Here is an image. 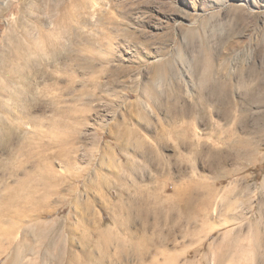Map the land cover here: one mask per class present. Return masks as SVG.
Masks as SVG:
<instances>
[{"label": "rangeland", "instance_id": "obj_1", "mask_svg": "<svg viewBox=\"0 0 264 264\" xmlns=\"http://www.w3.org/2000/svg\"><path fill=\"white\" fill-rule=\"evenodd\" d=\"M87 1L88 8L85 9L74 0H0V57L7 58L14 54L19 57L22 51L21 42L31 47L26 51L24 68L29 83L35 85L34 87L37 84H49L51 89L48 96L58 93L53 85L57 84L56 81H59L61 86L65 84V78L60 77V66L65 59L54 60L33 48L37 43L47 51L42 32L60 27L62 23L61 26L64 27L71 23L79 31H88L92 37L104 36L105 43L99 52V58L102 57V60L97 61V73L100 74L104 90L109 88L108 93L111 92V99H114V104L105 97L90 104L92 110L81 129L84 141L74 143L78 146V154L81 157L77 166H89V173L75 181L62 177V166L66 157L57 154L60 149L58 144L49 148L39 145V153L28 162L26 156L19 157L17 163L23 160L25 167L18 174H6L4 182L0 183V226H8L14 221L16 210L24 214L31 213L33 220L29 223L23 222L24 226L19 232L6 233L0 227V264L8 260L20 242L26 245L21 247L23 256L19 264H42V259L46 257L48 260V252L55 254L57 244H62L68 253L72 248L67 238L68 230L72 226L77 231L81 228L76 234V237H79L82 232L80 223H85L81 216L86 214L92 217V212L96 213L97 210V213L106 217L105 225L111 221V212L105 208L104 200L108 198L113 207L119 199L120 187L116 180L127 177L130 184H133L134 181H140V177L146 176L147 182L149 175H156L155 170L144 167L138 168L132 176L129 174L127 168L122 165L127 160L128 153L119 147L114 137L119 131L115 133L112 125L124 126L123 123H128L139 128L144 136H147V142H154V132L148 131L147 120L127 108L126 102L136 99V96L128 95L129 86H138V83L146 81L153 73L169 68L179 80L182 78L184 89L194 91L195 95L202 85L201 74L196 69V61L199 59L207 62L210 60L209 63L211 62L216 72L226 71L224 74L227 73L230 79L232 78L231 97L235 104L231 107V117L225 118L215 111L212 121H201L197 124L200 134L198 139L194 137V142L198 154L193 156L187 149H183L187 172L182 174L177 167H173L171 175L174 178L165 180L162 176L161 180L156 181L150 188L144 186L145 198L140 199L132 186L131 190L125 191V199L132 205L141 201L143 206L151 209L152 222L164 224L165 230L183 235L189 226L188 211L181 208L179 198L187 195L184 189L179 188L187 189L188 185L186 182L175 183V180L184 181L188 176L194 175L195 216L201 209H205L206 195L201 187L202 180L207 178L206 182H211L212 175L224 171L226 176L224 175L225 178L219 185L225 197L224 212L221 215L214 213L215 217L207 221L209 226H205L206 229L200 231L202 233L194 234L193 249L198 252V264H216L212 257L214 251L226 252L227 264H264V0ZM66 9L72 12L67 20L64 18ZM84 15L88 16L92 23L82 22ZM110 26L114 29H109ZM27 32L30 33V38L27 37ZM113 32L114 39L107 40V35ZM67 43L69 41L66 39V46ZM3 70V66H0L2 81L5 80ZM69 73L79 79L88 76L79 66H75V73H72V70ZM34 95L29 93L31 109L40 113V109L44 108L50 113V98L46 97L49 100L45 99L48 100L46 103L38 105ZM122 95L124 98L121 101L119 97ZM151 101L146 100L145 106L151 114V122L156 125L159 121L156 114L163 117L165 111L162 108V112L154 110L156 108ZM142 110L145 114L144 108ZM163 123L167 125V121ZM156 127H161V124L158 123ZM106 149L112 151L114 160L106 159L102 166V154ZM172 149L169 147L162 150L163 154H173ZM219 157L225 159L223 164H218ZM3 158L4 156H0L2 172L5 168L3 162L6 161H3ZM135 158L140 162L143 160L140 155ZM190 160L194 163L193 170ZM113 170H117L120 177L109 174ZM91 171L101 172L100 176L106 175L110 183L116 184L105 187V191L103 188L84 191L85 178L88 180ZM47 178L57 182L58 189L48 196L46 204H33L30 212V204L27 201L44 193ZM11 185L13 188L9 189L8 186ZM71 187L73 190L70 192ZM230 187L235 188V192L226 194L224 191ZM15 192L20 193L22 198L16 203L6 204V198ZM80 193L85 203L77 206L75 203ZM163 195L170 197V200L164 203L159 199ZM174 198L176 201H173ZM90 204L92 209L94 208L93 211L88 208ZM173 204L175 207L170 210ZM3 210L4 213L1 212ZM227 216L238 218L239 223L231 222L220 226V223L215 221V218L223 220ZM80 218L81 221L78 220ZM39 222L44 225L41 226ZM201 222L199 220L198 226ZM195 225L197 224L194 223ZM212 227L215 229L207 236L206 231ZM15 237L16 240L11 244L12 238ZM216 239L219 242L213 245ZM76 242L79 245V238ZM48 261L50 264L55 262L52 257Z\"/></svg>", "mask_w": 264, "mask_h": 264}, {"label": "bare ground", "instance_id": "obj_2", "mask_svg": "<svg viewBox=\"0 0 264 264\" xmlns=\"http://www.w3.org/2000/svg\"><path fill=\"white\" fill-rule=\"evenodd\" d=\"M74 1L79 2V5L83 8H88L87 0ZM89 11H85V13L87 14ZM71 13L70 9H66L64 18L67 20ZM82 19V22L92 23L90 18L86 15H84ZM61 25H63V23ZM61 25L53 30H45L42 32V38L45 40V43H43L48 47L47 51L39 47L37 43L35 46L33 45V49H37L41 54L43 53L47 56H51L54 60L65 59L60 66L62 72L60 77L65 78V84L61 86L58 83L59 81H56L57 84H53L58 93L48 96L51 89L49 84H37V86L34 87L35 85L33 86L28 82V74L24 69L26 67L25 55L26 51L31 49V47L24 45V42H21L22 51L19 57L15 54L7 58L3 56L0 57L2 61H0V66H3V74H5V80H0V156H4L3 161L4 159L6 160L3 162L5 165V168L3 167L4 171H0V183L4 182L6 174L10 173L12 176L18 174V172L25 167V162H23V160L17 163L19 157L26 156V162H28V160L34 158L39 153V145L49 148L59 144L60 149L57 154L66 157L62 166L64 171L61 173V176L65 177V179L69 178L75 181L86 173H89V166L86 168L77 166L79 161H81V157L78 154L79 148L74 143L84 141L85 137L82 135L81 129L88 113L92 110L90 104L93 101H98L102 97L108 99L111 104L114 102V99H111V92L108 93L109 88L107 91L104 90L103 84L100 81V74L97 73V61H100V59L102 60V57L99 58V52H101L105 40L104 36L92 37L88 31H79V29L74 28L71 23H67L66 27ZM109 29L113 30L114 28L111 27ZM113 34L114 32L109 33L107 35V40H113ZM26 35L30 38L29 32H27ZM66 39L69 41L67 46ZM79 43L81 44L80 46ZM209 61H200V59L196 61V69L201 74L202 85L198 88V92L195 95L194 91L188 88L187 90L184 89V83L181 81L182 78L179 80L174 75L175 72L169 70L168 67L167 70H160L159 72L153 73L150 77H147L146 81L140 84L138 83V86H129L128 90L130 91L127 92L128 95H134L136 99L132 101L128 100L126 102L127 108H131V110L136 111L141 118L144 117V119L147 120V129L150 132H154L152 136L155 138V141L147 142V136H144L139 128L132 127L128 123H123L124 126L113 124L112 128L114 132L116 133V131H119V133L114 136L117 139L119 147H121L122 150L125 149L128 153V156L126 155L127 160L123 162L122 165L127 168L131 176L141 167L145 169L149 168L151 171L155 170L156 175H153V177L149 175L147 177V182H145L146 176H143L140 177V181H134L133 184H130V179L126 177L129 179L128 181L125 177H120V174L117 175V170L109 172V174L112 173L120 177H118V180L115 178L118 187H120L119 199L113 207L108 198L104 200L106 202L105 208L111 212L109 217L111 221L105 225L106 217H104L103 214L100 215L97 213V210L96 213L92 212V214H94L92 217H88L86 214L81 216L83 222L87 223V225L85 223L81 225L80 223L82 232L79 237H76L79 229H81H78V222L76 223V225H78V231L73 226L70 230L67 229L69 231L67 238L72 246L71 249L69 248L70 251L66 253L62 244H57L55 246L57 247L55 254L54 252L50 253L51 251L47 253L48 260L51 259V257L55 260L52 264H198V252L193 249L194 234L206 229L205 226H209L207 221L215 217L214 215L216 214L214 213L217 212L221 215L224 212L223 209L226 207L224 203L225 197L219 185L226 176L225 172H217V175H212L211 182H206L207 178L202 180L204 184L201 182V187L204 189L206 195L205 209H201L195 216L194 175L188 176L189 178L187 177L188 179L184 181L175 180V183L186 182L188 185L187 189L179 188L184 189L185 195H187L179 198L181 208L188 211L187 222H189V226L183 235H176L171 230H165L164 224H157L156 221L152 222L150 219L152 213L151 209H147V207L143 206V204L140 203L141 201H138L135 205H132V203L130 204L129 201L125 199V191L131 190L133 186L139 194L138 197L141 199L144 197L145 185L150 188L156 181L161 180L162 176L165 177V180L166 178H174L171 175L173 167H177L182 174L187 172L183 149H187L193 156L198 154L194 142V137L197 138L200 134L197 131V124L201 121H212V115L215 111L225 118L231 117V107L233 106L232 104H235L231 97L232 84L230 81L232 78L230 79L227 73L224 74L226 71H224V73L221 71L216 72ZM75 66H79L88 76H84L80 79L73 77V74L69 72L72 70V73H75ZM192 71L194 75V68ZM124 74H126V72ZM169 77H171V81H169ZM246 81L248 82V80ZM29 93L35 94L34 100L38 105L46 103V101L49 100L46 97H49L52 103L50 113L44 108L40 109V113L31 109V106H29ZM119 98H121L122 101L124 96L122 95V97ZM146 100H152L151 104L156 108L154 110L162 112V108L165 111L163 117H159V115L156 114L159 120L158 123L161 124V127H156L158 123L154 125L153 122H151V114L145 106ZM62 103L64 104L61 105ZM142 108H144L145 114ZM165 121H167V125L163 123ZM169 147L174 149V153L171 155L163 154L162 150ZM207 148H209V146ZM102 155V162L100 163L102 166L106 159L110 158L114 160V155L109 149L104 150ZM138 155L143 158L141 162L135 158ZM224 160L219 157L218 164H223L225 162ZM189 162L193 170V168H195L194 163L191 162V160ZM99 173L90 172L88 180L87 177L85 178L86 183L84 191L90 192L98 190L99 188L104 189L105 187L112 186L110 184H116L110 183L109 177L106 175L100 176ZM57 186V182L54 183L52 179L47 178L45 180L44 193L40 196L28 199L27 203L31 205L28 206V210L31 212L33 204H46L48 202V196L58 189ZM8 188L12 189L13 186H8ZM72 190L71 187L70 192ZM224 192L226 194L229 192L234 193L235 188L230 187ZM81 194L82 193H80L75 203L77 206L78 204L85 203L84 199L81 198ZM21 198V194L15 192L6 198L5 203L10 205L11 203L18 202ZM159 199L165 203L170 200V197L163 195L159 197ZM89 200L91 203V199ZM173 201H176L175 198ZM92 207L91 204L88 205V208H90L89 210L93 211L94 208L92 209ZM174 207L175 204L171 206L170 210ZM16 211L17 212L14 213V221L9 223L8 226H0L2 231L6 233L19 232L24 226V224H22L23 222L29 223L33 220L31 213L30 215L24 214L19 210ZM1 212L4 213V210ZM81 218L78 220L81 221ZM219 219L215 218V221L219 222L220 226L231 222L239 223V219L236 217L227 216L223 218V220ZM199 220L202 221L200 226H198ZM194 223L197 225L194 226ZM39 224L41 226L44 225L43 222H39ZM215 227L217 228V226ZM215 227L206 231L207 236ZM62 237L65 239L64 236ZM77 238H79V245L76 242ZM15 240L16 237L12 238L11 244H13ZM218 242V239H216L212 244L217 245ZM23 245L25 246L26 244L20 242V245L15 247L13 254L7 258L8 260H6L4 264H19L23 256L21 250ZM36 246L38 245L36 244ZM77 246L79 247L75 249ZM49 249H51V246ZM0 251H2L1 244ZM27 253L26 251V254ZM213 254V261L216 264H227L226 259L228 254H226V252L214 251ZM48 260H46L45 257L44 260L42 259V264H50Z\"/></svg>", "mask_w": 264, "mask_h": 264}]
</instances>
